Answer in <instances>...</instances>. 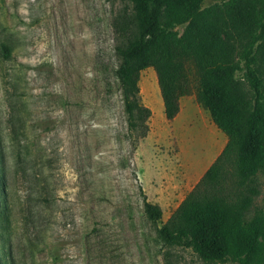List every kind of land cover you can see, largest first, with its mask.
I'll list each match as a JSON object with an SVG mask.
<instances>
[{
	"label": "rangeland",
	"instance_id": "1",
	"mask_svg": "<svg viewBox=\"0 0 264 264\" xmlns=\"http://www.w3.org/2000/svg\"><path fill=\"white\" fill-rule=\"evenodd\" d=\"M121 5L0 0V264H229L156 237L226 137L193 92L165 119L151 67L138 80L146 134L128 129L111 30ZM143 197L159 203L156 224Z\"/></svg>",
	"mask_w": 264,
	"mask_h": 264
},
{
	"label": "trees",
	"instance_id": "2",
	"mask_svg": "<svg viewBox=\"0 0 264 264\" xmlns=\"http://www.w3.org/2000/svg\"><path fill=\"white\" fill-rule=\"evenodd\" d=\"M111 30L115 78L127 127L145 136L150 110L138 98L140 72L151 67L165 119L180 97L195 100L226 142L167 219L164 245L189 248L206 262L264 261V0H118ZM183 25L181 31L177 26ZM4 54L8 50L3 47ZM156 224L157 204L142 198Z\"/></svg>",
	"mask_w": 264,
	"mask_h": 264
},
{
	"label": "crops",
	"instance_id": "3",
	"mask_svg": "<svg viewBox=\"0 0 264 264\" xmlns=\"http://www.w3.org/2000/svg\"><path fill=\"white\" fill-rule=\"evenodd\" d=\"M159 94H160V93H159ZM161 104H162V100H161ZM162 109H163V106H162ZM178 111H179V109H178ZM177 113H178V112H177ZM176 115H177V114H176ZM176 115H175V116H176ZM175 116H174L172 119H174ZM172 119H171V120H172ZM155 202L159 205V203L157 202V200H155Z\"/></svg>",
	"mask_w": 264,
	"mask_h": 264
}]
</instances>
